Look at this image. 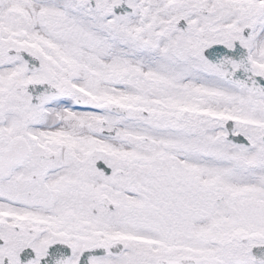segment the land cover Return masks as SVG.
<instances>
[{
    "label": "snow or ice",
    "instance_id": "6c2138e0",
    "mask_svg": "<svg viewBox=\"0 0 264 264\" xmlns=\"http://www.w3.org/2000/svg\"><path fill=\"white\" fill-rule=\"evenodd\" d=\"M0 264H264V0H0Z\"/></svg>",
    "mask_w": 264,
    "mask_h": 264
}]
</instances>
